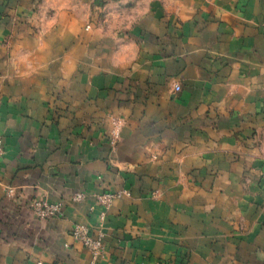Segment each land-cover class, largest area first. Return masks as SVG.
<instances>
[{
    "label": "crops",
    "instance_id": "1",
    "mask_svg": "<svg viewBox=\"0 0 264 264\" xmlns=\"http://www.w3.org/2000/svg\"><path fill=\"white\" fill-rule=\"evenodd\" d=\"M0 140V264H264V0H0Z\"/></svg>",
    "mask_w": 264,
    "mask_h": 264
},
{
    "label": "built area",
    "instance_id": "2",
    "mask_svg": "<svg viewBox=\"0 0 264 264\" xmlns=\"http://www.w3.org/2000/svg\"><path fill=\"white\" fill-rule=\"evenodd\" d=\"M173 89L175 92L179 91V86L174 85ZM2 155V145L0 140V156ZM12 189H7V194L10 196L12 194ZM121 194L128 195L127 193L118 194H103L97 197V203L104 208L108 207L110 203L118 198ZM84 195L78 193L72 197V201L76 203L82 202ZM61 203H48L47 201L40 200L34 201L31 204L32 214L36 219L39 220H50L52 218L58 217L62 213ZM102 218V217H101ZM70 236L72 240L85 249L91 258V263H96L103 254V239L104 235L100 227H88L83 224H73L70 230Z\"/></svg>",
    "mask_w": 264,
    "mask_h": 264
}]
</instances>
